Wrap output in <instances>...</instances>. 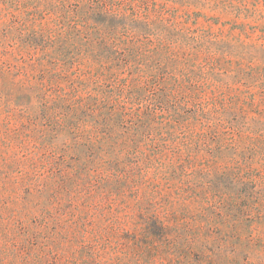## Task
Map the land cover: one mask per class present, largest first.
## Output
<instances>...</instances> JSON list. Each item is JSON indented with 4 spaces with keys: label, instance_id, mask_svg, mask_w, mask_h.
Segmentation results:
<instances>
[{
    "label": "trees",
    "instance_id": "16d2710c",
    "mask_svg": "<svg viewBox=\"0 0 264 264\" xmlns=\"http://www.w3.org/2000/svg\"><path fill=\"white\" fill-rule=\"evenodd\" d=\"M10 1L0 143L27 161L0 178V264H213L259 246L264 181L213 149L239 146L222 117L241 102L199 0Z\"/></svg>",
    "mask_w": 264,
    "mask_h": 264
},
{
    "label": "rangeland",
    "instance_id": "374dc122",
    "mask_svg": "<svg viewBox=\"0 0 264 264\" xmlns=\"http://www.w3.org/2000/svg\"><path fill=\"white\" fill-rule=\"evenodd\" d=\"M10 2V0H0V18L4 23H9L11 19L7 15L11 10ZM191 10L202 14L196 22L197 28L211 29L215 33L223 31L220 39L229 44H222L220 49L229 54L221 72L226 74L223 78L232 84L231 91L241 102L238 104V109H231L222 117L224 127L230 123L237 128L233 131L239 133L237 143L239 146L235 148V143L228 141L230 137L226 135L221 145L213 143V149L218 150L215 155L221 164L228 163L232 169L240 167L243 175H249V178L260 184L264 181V0H199L195 6H191ZM206 17L213 19L208 22ZM7 58L4 57L1 61ZM234 70H238L240 75L236 77ZM4 115V110L0 107V123ZM3 130L4 124H0V140L7 139L6 135L9 134L2 132ZM174 133L181 134V132ZM209 140L211 143V136ZM258 141L260 143H257ZM19 151L17 146L6 149L0 143L1 179L19 175L17 168L20 167L16 163L27 161V151L20 153ZM207 153L205 151L203 154L207 155ZM262 199L264 208V192ZM238 201L241 207L245 206V202ZM251 206L256 207L253 202ZM223 212L227 214L226 211ZM245 213H250L249 209ZM255 213L257 211L254 209L253 214ZM252 230L254 231L252 235L259 246L254 245L249 251H240L239 255L228 250L222 257L215 258L211 262L264 264V247H262L264 222L252 224Z\"/></svg>",
    "mask_w": 264,
    "mask_h": 264
}]
</instances>
